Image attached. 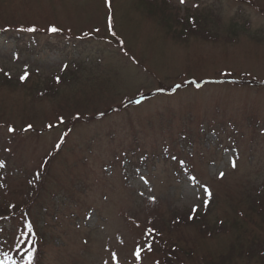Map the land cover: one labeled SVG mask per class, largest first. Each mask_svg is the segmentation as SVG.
<instances>
[{"label":"rangeland","instance_id":"374dc122","mask_svg":"<svg viewBox=\"0 0 264 264\" xmlns=\"http://www.w3.org/2000/svg\"><path fill=\"white\" fill-rule=\"evenodd\" d=\"M0 164L40 264H264V0H0Z\"/></svg>","mask_w":264,"mask_h":264},{"label":"trees","instance_id":"16d2710c","mask_svg":"<svg viewBox=\"0 0 264 264\" xmlns=\"http://www.w3.org/2000/svg\"><path fill=\"white\" fill-rule=\"evenodd\" d=\"M0 185H1V187L3 185L1 177H0ZM7 207L10 208L11 206H7ZM4 213L5 212L1 209L0 210V222H3L6 219L7 220L11 219L12 222H13L14 221V219H13L14 215H16L15 217L17 219L20 218L23 214L24 215H28L27 210L22 211L20 213L19 211H17V209L15 210V213H11L8 216H3ZM4 218H6V219H4ZM27 224H31L29 215H28V219H24L23 226H21V228L25 232L22 233L21 229L19 231L17 230L16 235H15L14 244H12L10 246V248H8L9 244L7 242H5V240L1 239V236H0V264H28V260L26 258V255H23V256H21V255L24 254V250H26L30 246L34 248V251L32 253L31 264H40V259L42 257L41 256V252H40V254H38V250L40 248V243H38V239H37V237H36V235L34 233H33V235L30 234L31 236L28 234L27 228L25 227V225H27ZM1 227L2 226H0V228ZM20 240H25V241L31 240L32 243H31V245H29V244H20L19 243ZM4 249H10L11 252H10V250L8 252L7 251H3L2 252L1 250H4ZM16 249H19V251L16 254H14Z\"/></svg>","mask_w":264,"mask_h":264},{"label":"snow or ice","instance_id":"6c2138e0","mask_svg":"<svg viewBox=\"0 0 264 264\" xmlns=\"http://www.w3.org/2000/svg\"><path fill=\"white\" fill-rule=\"evenodd\" d=\"M184 2H185V0H180V3H184ZM105 3H106V4L109 3V0H105ZM109 27H111V25H109ZM27 31H35V29H34V28H29V29H27ZM49 31H50V32H56L57 29L53 27V28H50ZM27 75H28L27 72H25V74H24L23 76L20 77L21 81L25 80L26 77H27ZM56 79H57V82H59V77H57ZM176 87L178 88L179 85H177ZM160 90L162 91V89H160ZM136 102L138 103L139 101H136ZM9 131H12V129H9ZM56 147L59 148V147H60V144H57ZM172 159L175 160L176 157H172ZM183 163H184L183 161H180V164H181V165H183ZM231 166H232L233 168L236 167V160H235V159H232V160H231ZM0 167H3V165L0 164ZM220 176L223 177V176H224V173L221 172V173H220ZM141 179H144V177L142 176ZM189 179L192 180L193 182L196 180V178H195L194 176H193V177H190ZM192 191H193V192L196 191V189H195L194 186H193V188H192ZM203 192H204L205 195H207V196H209V197L211 196V193L208 191L207 188H203ZM149 199L154 201L155 198H154V197H149ZM203 204H204L205 207H207V206H208V200H207V199H204V200H203ZM196 211H197V208H196L195 206H193V208H192V212H196ZM188 218H189V219H192L193 217H192V216H189ZM25 227L27 228V232H28V234H31V233H32V226H31V224H27V225H25ZM149 231H151V230H149ZM19 243H20V244H29V245H31L32 241H31V240H27V241H25V240H20ZM149 250H151V246H150V245H149ZM33 251H34V248L31 247V246L28 247V248L25 250V252H26V258H27V260H28V264H31L32 253H33ZM135 255H136L137 259H139V251H137V252L135 253ZM113 258H115V256H114Z\"/></svg>","mask_w":264,"mask_h":264}]
</instances>
